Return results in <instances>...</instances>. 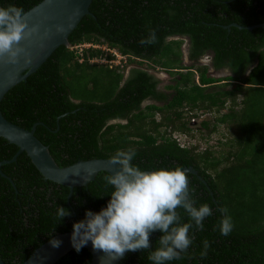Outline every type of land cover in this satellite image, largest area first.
Segmentation results:
<instances>
[{"label":"trees","instance_id":"1","mask_svg":"<svg viewBox=\"0 0 264 264\" xmlns=\"http://www.w3.org/2000/svg\"><path fill=\"white\" fill-rule=\"evenodd\" d=\"M41 1L0 0V7L14 5L26 12ZM89 12L70 33L69 45L103 43L127 55L129 62L138 59L142 68L123 78L118 67L89 62L99 50L60 46L8 90L0 102L3 117L26 130L40 123L34 135L59 167L133 149L132 163L144 171L193 168L196 174L187 172L191 195L196 206L207 203L213 214L205 219L204 230L195 232L187 253L166 264H264V27L232 25L263 23L264 0H92ZM150 29L157 42L142 45ZM176 37L189 41L188 66L182 64L183 40ZM206 55L209 62L200 64ZM147 64L176 75L175 85L167 87L173 93L157 90L159 81L143 68ZM92 71L101 72L90 88L86 80L80 93L70 90L72 77L87 78ZM220 71L226 72L222 78L211 74ZM101 74L107 83L104 91ZM218 82H223L221 89L211 90ZM146 100L152 103L141 107ZM224 107L228 111L216 122L231 133L221 143L228 150L179 145L174 135L193 139L208 127L203 121L193 131L188 125L195 115L185 117L184 111L218 112ZM156 113L161 114L158 121ZM17 150L0 137V162L11 160ZM0 172L5 175L0 173V258L6 264H21L52 236L73 231L86 211L106 208L113 190L103 179L109 174L99 172L68 198L69 189L45 180L25 152L1 165ZM58 206L71 213L60 223ZM220 208L228 209L234 225L227 237L217 227ZM177 211L181 223L188 222L186 212ZM161 236L159 231L150 234L149 250L127 252L119 264H152L147 257L159 247ZM204 240L210 247L201 258ZM90 259L86 249H73L55 264H89Z\"/></svg>","mask_w":264,"mask_h":264},{"label":"clouds","instance_id":"2","mask_svg":"<svg viewBox=\"0 0 264 264\" xmlns=\"http://www.w3.org/2000/svg\"><path fill=\"white\" fill-rule=\"evenodd\" d=\"M25 17L26 13L22 8L14 5L0 7V58L6 57L8 63L15 64L21 54H26L21 42L38 31L35 27L29 28ZM156 42V32L151 29L148 38L140 41L142 45ZM69 46L66 48L69 49ZM118 53L121 54L119 51ZM189 115H195L190 123L199 118L197 111ZM174 138L184 147L183 138L176 135ZM135 156L136 152L128 149L118 150L110 157L109 165L118 166V169H112L113 174L103 178L106 187L111 186L113 189L109 195L110 201L99 213L86 211L85 219L73 224L72 246L79 252L91 241L94 251H102L110 260H116L126 251L149 250L150 234L159 231L162 233L158 240L159 247L149 252L148 260L152 264H166L180 259L181 254L187 253L195 239V232L204 230V221L212 216L213 210L207 203L196 206L186 169L177 166L168 170L144 171L132 163ZM178 208L186 212L188 222L181 223ZM219 211L222 218L217 227L220 234L227 237L234 227L232 218L228 215L227 208H220ZM70 215L67 209L57 207L56 217L59 223ZM190 230L193 233L191 235ZM49 243L58 248L62 242L50 239ZM209 247L210 242L204 240L201 258L207 256Z\"/></svg>","mask_w":264,"mask_h":264},{"label":"water","instance_id":"3","mask_svg":"<svg viewBox=\"0 0 264 264\" xmlns=\"http://www.w3.org/2000/svg\"><path fill=\"white\" fill-rule=\"evenodd\" d=\"M91 2L92 0H42L25 12L29 28L35 27L38 31L29 39L21 42L26 54H21L17 63L11 64L7 62L6 57L0 58V102L8 90L33 74L58 47L69 45L70 33L77 27L84 15L90 14ZM232 25L239 29L252 30L263 28L264 22L249 27ZM58 120L59 118L57 122ZM38 124L40 123H35L30 130H26L6 120L0 111V137L18 148L12 159L0 162V166L15 161L20 153L25 152L45 180L69 189L68 198L75 187L86 186L99 172L110 175L113 174V168L118 169V166L109 165V159L98 158L78 160L70 166L59 167L50 155L48 147L34 135ZM185 169L187 172L196 174L191 167ZM1 175L5 176L2 173ZM71 235L72 231L52 236L50 239L62 242L58 248L52 247L48 239L21 264H55L74 249ZM83 249L91 255L89 264H119L127 254L126 251L122 257L110 260L102 251H94L91 241ZM0 264L6 263L0 258Z\"/></svg>","mask_w":264,"mask_h":264},{"label":"rangeland","instance_id":"4","mask_svg":"<svg viewBox=\"0 0 264 264\" xmlns=\"http://www.w3.org/2000/svg\"><path fill=\"white\" fill-rule=\"evenodd\" d=\"M173 39H181L183 40L182 44H181V50H182V53H183V62L182 64L184 66H188L190 65V61H188L187 57H186V49H187V45H188V41L184 38V37H176V38H173ZM94 45L97 46L96 50H99L100 51V54L102 53H108L106 52L105 49H110L111 51L113 52H116V49H113V48H110L106 45H101V44H98V43H95ZM105 47L104 50H102L103 48L101 47ZM92 49V48H91ZM95 50V49H93ZM99 54V55H100ZM116 54L118 55V57H120V66L118 67L119 68V71L120 73H123V78H125L128 73L130 72L131 69L133 68H142L140 65H138V59H135L133 60L134 62H129V59H128V56H126L124 59H126V64H124V60H123V57H121L117 52ZM97 55V56H99ZM210 57L208 55H206L202 60H200V64H204V63H208ZM68 65L70 64V69H73V63L71 62H68L67 63ZM143 68H147L148 71H150V73L156 77H158L160 79V89H163V90H166L168 94H171L173 93V90L172 89H168L167 87L168 86H172V85H175V78H176V75L175 74H165L164 73V70L160 69V68H153L150 64H147L146 66L144 65ZM154 69V70H153ZM96 70H100V69H96ZM93 72V71H92ZM101 72V71H95L93 73H89V75L87 76V78H85V76L83 77H77V78H74L72 77L71 80H69L68 82V86L70 88V90L72 91H75V92H78L80 93L79 91L81 90L82 91V88L84 87V84H85V81L87 80L89 82V88H90V84L92 83L91 81L94 80L93 78H95V75H98V73ZM209 72H212V70H209ZM103 74V73H102ZM102 74H101V82L104 81V86H102L100 88L101 91H104L105 88H106V81L102 78ZM213 76L215 77H223L225 76L226 72L225 71H220V72H213L211 73ZM196 80V79H195ZM100 81H98L99 83ZM100 82V84H101ZM223 82H220L218 84H216L215 86L212 87L211 90H220L221 89V86L223 85L222 84ZM240 99V97H239ZM149 103H152L150 100H146L143 102V104H149ZM228 107V106H226ZM226 107H224L223 109H220L218 112L215 111V109H211V110H200L197 112L199 113V118L196 119L194 122L190 123L188 126L193 130H198L201 126V122L202 121H206L207 124H208V127H206L205 129L204 128H201V134H198L196 133L194 138H189V137H186L184 135H182V137L180 139L183 138V143L182 145H184V147H191L190 145H194V144H197L198 147H199V150L198 151H203V149L205 147H210L212 148L213 150H218L219 152H224L226 150H228V148H222L221 147V143H224L226 142L227 138H231V133L226 129L225 127V124H219L218 122H216V118H218L221 114H224L228 111V109H226ZM238 109V108H237ZM194 112V111H193ZM192 112V113H193ZM185 117H189L188 113L185 112ZM161 117V114H156L155 115V119L158 121ZM114 123H117V121H115ZM113 123V124H114ZM122 123H124V121H122ZM216 125V131L214 132H210L213 125ZM163 130V129H161ZM178 137V136H177ZM227 137V138H226ZM203 139V140H201ZM221 147V148H220Z\"/></svg>","mask_w":264,"mask_h":264},{"label":"built area","instance_id":"5","mask_svg":"<svg viewBox=\"0 0 264 264\" xmlns=\"http://www.w3.org/2000/svg\"><path fill=\"white\" fill-rule=\"evenodd\" d=\"M88 48L96 49L97 46L94 45V44H91V43L69 46L70 50H74V51H78V52H82V51H84L85 49H88ZM101 48H103L102 50L105 49L104 46L101 47ZM105 50L108 53H102L99 56H95V57L91 58L89 60V62L92 63V64L106 65L108 68L119 67L121 62H120V57H118V55L116 54V52L118 53V51L113 52L110 49H105ZM107 55H112V58L108 59L106 57ZM119 55L121 57H123L124 64H126V59H124L126 56H124V55L122 56L121 54H119ZM80 61H82V59Z\"/></svg>","mask_w":264,"mask_h":264},{"label":"flooded vegetation","instance_id":"6","mask_svg":"<svg viewBox=\"0 0 264 264\" xmlns=\"http://www.w3.org/2000/svg\"><path fill=\"white\" fill-rule=\"evenodd\" d=\"M187 41H188V39L187 38H185ZM188 46H189V41H188V45H187V49H186V57L188 58ZM188 61H189V59H187ZM202 60V59H201ZM165 74H168V73H166V72H164ZM129 74V73H128ZM128 77V76H127ZM155 78L159 81V83H158V85H157V90H159V91H161V92H164V93H167V91L166 90H163V89H160V87H159V85H160V79L158 78V77H156L155 76ZM219 83V82H218ZM218 83H216V84H218ZM215 84V85H216ZM158 103V102H157ZM158 104H160V102L158 103ZM147 104H143L142 103V106L141 107H145ZM122 122V121H121ZM203 122V121H202ZM201 122V123H202ZM124 123H125V121H124Z\"/></svg>","mask_w":264,"mask_h":264}]
</instances>
